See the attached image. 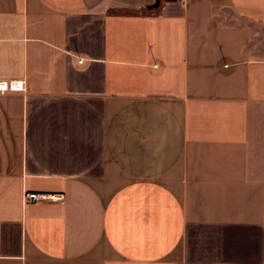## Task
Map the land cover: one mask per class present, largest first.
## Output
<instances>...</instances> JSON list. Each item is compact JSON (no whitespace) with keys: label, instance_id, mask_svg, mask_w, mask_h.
Listing matches in <instances>:
<instances>
[{"label":"crops","instance_id":"obj_1","mask_svg":"<svg viewBox=\"0 0 264 264\" xmlns=\"http://www.w3.org/2000/svg\"><path fill=\"white\" fill-rule=\"evenodd\" d=\"M0 81V264H264V0H0Z\"/></svg>","mask_w":264,"mask_h":264},{"label":"built area","instance_id":"obj_2","mask_svg":"<svg viewBox=\"0 0 264 264\" xmlns=\"http://www.w3.org/2000/svg\"><path fill=\"white\" fill-rule=\"evenodd\" d=\"M182 1V0H178ZM21 82L20 81H0V92L9 91V90H20ZM61 201V197L55 193H40L34 191H28L23 194V201L27 202H40V201Z\"/></svg>","mask_w":264,"mask_h":264}]
</instances>
